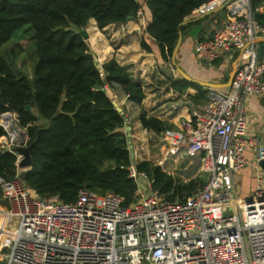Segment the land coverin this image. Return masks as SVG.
Wrapping results in <instances>:
<instances>
[{"label":"built area","instance_id":"1","mask_svg":"<svg viewBox=\"0 0 264 264\" xmlns=\"http://www.w3.org/2000/svg\"><path fill=\"white\" fill-rule=\"evenodd\" d=\"M137 16L146 22L143 9ZM263 37L264 25L254 18L250 0H233L221 26L194 47L196 57L208 63L236 53L229 90L206 107L187 97L164 106L165 112L187 107L191 114L182 131L166 130L171 142L164 160L201 157L207 176L185 200L168 201L136 163L130 171L138 195L128 207L116 193L88 189L74 203L43 198L20 178L23 155L11 148L6 129L1 144L17 153L18 173L12 180L0 176L1 196L9 204L8 211L1 210L8 232L1 233L0 258L12 264H264V143L248 134V102L264 94ZM248 166L254 189L242 198L240 173Z\"/></svg>","mask_w":264,"mask_h":264},{"label":"trees","instance_id":"2","mask_svg":"<svg viewBox=\"0 0 264 264\" xmlns=\"http://www.w3.org/2000/svg\"><path fill=\"white\" fill-rule=\"evenodd\" d=\"M209 1L0 0V117L15 112L27 130L33 163L23 179L26 186L43 198L56 196L66 203L76 202L83 189L116 193L124 198L126 207L137 200L138 182L130 171L128 122L113 105L115 95L110 89L117 98L126 96L141 104L146 97L144 87L115 58L105 62L102 71L79 30L92 18L99 28L126 23L138 19V11L143 9L142 48L153 52L152 42H156L163 60L171 63L180 31L185 35L211 17L181 23ZM250 7L254 18L264 25V0H250ZM222 21L219 16L217 26ZM27 36L29 69L17 64L18 52L10 48L11 42ZM177 75L180 80L172 81L174 89H198L195 103L208 96L200 84ZM139 119L145 129L156 133L175 127L144 110ZM6 135L0 124V176L12 180L18 173V155L2 146ZM136 167L149 175L154 189L168 201L187 199L207 180L205 174L181 180L150 160L139 161Z\"/></svg>","mask_w":264,"mask_h":264},{"label":"crops","instance_id":"3","mask_svg":"<svg viewBox=\"0 0 264 264\" xmlns=\"http://www.w3.org/2000/svg\"><path fill=\"white\" fill-rule=\"evenodd\" d=\"M201 13L202 10L199 9L191 18H195ZM149 14V12L146 13L147 18L150 16ZM219 16L223 18L222 11L211 14L210 19H205L201 23L192 26L185 35L183 34V41L177 54V61L195 79L206 82L224 83L235 66L237 60L235 52L223 54L216 64L215 62L208 63L202 61L195 55V43L200 39L205 40L212 35L214 29L217 28ZM85 29L89 36L87 39L88 45L95 56L98 67L102 71L103 64L115 58L121 65L128 69L133 81L143 85L146 97L141 104L129 101L126 96L117 98L120 105L126 109L129 123L132 124V120H134L137 126L142 128L143 131L148 130L143 127L139 119L142 110L174 124L175 127L168 130L180 132L183 129V122L191 118L190 109L184 107L177 111L165 112L164 106L177 98L187 97L194 103V106L206 107L212 101L214 95H225L229 90V87L211 89L201 85L203 90L208 92V96L203 101L195 103L193 97L198 93V89L189 87L183 92L174 89L172 81L180 80L179 76L177 72H171L172 68H169V63L163 60L156 42H152L153 52H147L142 48L141 40L145 35L144 23L139 19H130L126 23H113L104 28H99L97 21L92 18ZM94 39L97 45H95ZM110 92L115 94L111 89ZM248 106L249 137H257L259 141L264 143V94L262 96L252 97L248 102ZM13 137L17 138L16 134ZM140 161H143V159ZM182 162H186L184 169L191 170V174L188 176L189 178L196 177L200 174L201 157L189 158L184 156L181 160H168L166 163L176 164ZM157 163L164 167V158ZM239 182H243L242 176ZM240 183L238 184L239 187ZM245 185L247 186V184ZM253 189V187L251 191H246V188L243 189L245 196H251ZM1 230L4 231L5 229ZM5 232L8 231L5 230Z\"/></svg>","mask_w":264,"mask_h":264},{"label":"rangeland","instance_id":"4","mask_svg":"<svg viewBox=\"0 0 264 264\" xmlns=\"http://www.w3.org/2000/svg\"><path fill=\"white\" fill-rule=\"evenodd\" d=\"M84 29V28H82ZM21 36H23V33H20ZM28 36L27 39H22L19 38L16 41H13L10 43V48H14V50L16 52H18V56H17V64L19 66L25 65L26 68H30V64L28 60V54H27V50H26V46L28 44ZM169 68H172V63H169ZM174 68V67H173ZM175 71L171 69V72ZM177 72V71H175ZM117 99V98H115ZM15 113V112H14ZM17 114V113H16ZM1 118V117H0ZM14 119V118H13ZM133 126L132 128V144L134 146L135 149V160L136 163L137 161L140 160H150L153 161L155 163L159 162L161 159L163 160V158L165 157V152L166 149L169 148V143L170 141V137L168 138L167 134H166V130L163 133H156L153 131H146L140 127L137 126V124L134 122V120H132V124ZM23 128V127H22ZM26 132L27 130L25 128H23ZM23 133V132H22ZM8 135V134H7ZM6 135V136H7ZM24 135V133H23ZM29 138V137H28ZM3 140L5 138H2ZM21 140H17L15 142L10 141V145L11 148H13L16 152L17 149L19 147H27L28 142H25V144H19ZM184 151V147H182V149L178 152L179 154H182V152ZM168 162L167 160H164V169L167 170V172H169L170 174H173L175 177L180 178L181 180L184 181H188L190 176V172L191 170L188 169H184L185 168V163L186 162H182V163H166ZM158 164V163H157ZM160 165V164H159ZM251 174L249 172L246 171V169L240 173V175L243 177V182H239L240 183V187H239V195H242V197H247L245 196V192L243 189L246 188V191H251L252 187L254 186L253 183V175H252V169L250 168ZM199 174V173H198ZM204 173L201 171L199 175H203ZM247 184V186L245 185ZM242 186V188H241ZM246 186V187H245ZM243 191V192H242ZM9 209V204L8 202L6 203L2 196H1V192H0V210H5L8 211ZM3 212L0 211V241L2 240L3 236L1 235V229H3L5 227V224L7 223V218H5V216L3 215ZM7 233V232H6ZM3 234V233H2ZM247 246H248V250L250 252V244L249 241H247Z\"/></svg>","mask_w":264,"mask_h":264},{"label":"water","instance_id":"5","mask_svg":"<svg viewBox=\"0 0 264 264\" xmlns=\"http://www.w3.org/2000/svg\"><path fill=\"white\" fill-rule=\"evenodd\" d=\"M233 2V0H227L221 4H215V5H205L204 8H203V11L202 13L195 17V18H187L185 19L181 25H186V24H189V23H194V22H197L199 20H201L202 18H205L206 16H209L211 14H214L216 12H219V11H222V16L224 19L227 18V8L228 6ZM79 33H81L84 37L85 40H87L89 38L88 34H87V31L86 29H80L79 30ZM182 41H183V32L180 31V34H179V38H178V42L176 44V47L173 51V55H172V60H171V63H172V66L174 67V69L180 74L182 75L183 78H185L186 80L190 81V82H195V83H198L200 85H203L205 87H208V88H211V89H217V88H228L232 85L233 83V79H234V76H235V73H236V63H235V66L234 68L231 70L230 74L228 75V77L226 78V81L224 83H214V82H206V81H202V80H199V79H195L193 78L190 74H188L181 66L180 64L178 63L177 61V54L180 50V47L182 45ZM259 57L260 59H264V37L260 39L259 41ZM1 75V74H0ZM2 99V93L0 92V101ZM113 105L115 106V108L117 109V111H119L121 113V115L126 119V121L128 122L127 125H126V130H127V136H128V141H129V144H130V153H131V158H132V163H136V160H135V149H134V146L132 144V125L129 123V118L125 112V109L120 105L119 101L117 99H113L112 101ZM27 109L30 110L31 109V106H27ZM9 116V117H13L14 118V127L15 129H20L21 131H23L24 135H23V141L20 142V144H25V142H28L29 138H28V134L27 132L21 127V125L19 124V121H18V116L16 113L14 112H11V111H8V112H5L1 115V118H0V124H2L4 126L5 129L6 126L3 122V118L4 116ZM9 133V136L11 135L10 132ZM17 151L23 155V159L21 160L20 162V167L22 168V171L20 173V178L21 179H24L29 168L32 166V163H33V159H32V156H31V148L30 146H27L25 148H21L19 147L17 149ZM137 164V163H136ZM261 164V167L264 171V159L260 162ZM0 264H12L10 263L9 261L7 260H4L2 258H0Z\"/></svg>","mask_w":264,"mask_h":264},{"label":"bare ground","instance_id":"6","mask_svg":"<svg viewBox=\"0 0 264 264\" xmlns=\"http://www.w3.org/2000/svg\"><path fill=\"white\" fill-rule=\"evenodd\" d=\"M99 31V30H98ZM94 36H96V35H94ZM92 38H93V36H91ZM93 40V39H92ZM94 41H95V39H94ZM95 43V45H97L96 43V41L94 42ZM99 46V45H98ZM97 48H99V47H97ZM100 49V48H99ZM98 49V50H99ZM102 50V49H101ZM3 122H4V124H5V126L7 127V129L10 131V134H11V137H10V139H12L13 140V142H15V141H17V140H21V141H23L22 139H23V131H21L20 129H15V127H14V119H13V117L11 116V117H9V116H4V118H3ZM14 134H16V137L17 138H14L13 137V135ZM20 141V142H21ZM20 144V143H19ZM4 216L5 215H7V214H3ZM2 215V216H3ZM6 218V217H5ZM1 231H3V230H1Z\"/></svg>","mask_w":264,"mask_h":264},{"label":"flooded vegetation","instance_id":"7","mask_svg":"<svg viewBox=\"0 0 264 264\" xmlns=\"http://www.w3.org/2000/svg\"><path fill=\"white\" fill-rule=\"evenodd\" d=\"M246 171L249 172V173L251 174V172H250V167H249V166L246 168ZM253 178H254V177H253ZM253 183H254V179H253Z\"/></svg>","mask_w":264,"mask_h":264}]
</instances>
